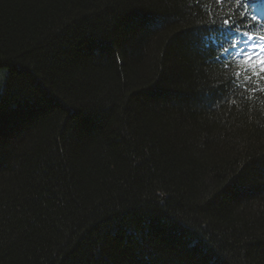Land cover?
<instances>
[{"label": "trees", "instance_id": "trees-1", "mask_svg": "<svg viewBox=\"0 0 264 264\" xmlns=\"http://www.w3.org/2000/svg\"><path fill=\"white\" fill-rule=\"evenodd\" d=\"M260 2L0 0V264H264Z\"/></svg>", "mask_w": 264, "mask_h": 264}, {"label": "snow or ice", "instance_id": "snow-or-ice-1", "mask_svg": "<svg viewBox=\"0 0 264 264\" xmlns=\"http://www.w3.org/2000/svg\"><path fill=\"white\" fill-rule=\"evenodd\" d=\"M218 3L221 2V0H217ZM223 2H227V0H223ZM236 3L243 7L242 4H240V0H236ZM255 19V17H253ZM224 25H228L229 21L228 19L224 20ZM244 36L247 38L248 41H254L258 39L259 41H264V35L259 36L258 38L250 35L249 33L245 32ZM232 47H236L237 45L233 43L231 45ZM225 52H228L229 49L225 48ZM243 63L247 66H250L252 69L251 74H248V71H245L244 77H246V82H245V87L244 91L250 92L253 96L257 93V89H259L260 92H264V88H260L259 85L251 84V81L254 78H264V58H261L257 60L255 63H253V58L251 56L246 55V50H245V59L243 60ZM258 68V71L256 70ZM237 77L244 78L240 76V73L236 74ZM233 105L235 104V101H232Z\"/></svg>", "mask_w": 264, "mask_h": 264}, {"label": "rangeland", "instance_id": "rangeland-1", "mask_svg": "<svg viewBox=\"0 0 264 264\" xmlns=\"http://www.w3.org/2000/svg\"><path fill=\"white\" fill-rule=\"evenodd\" d=\"M256 9L260 15H263L264 3L257 4ZM245 50H246V55L251 56L253 58V63H255L257 60L264 58V41H259L258 39L254 41L247 40L246 42L240 44L239 48L237 50H234L235 51L234 58L239 64H244L243 60L245 59ZM6 75H7V70L0 69V94H1V89L4 85Z\"/></svg>", "mask_w": 264, "mask_h": 264}]
</instances>
